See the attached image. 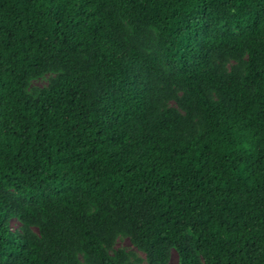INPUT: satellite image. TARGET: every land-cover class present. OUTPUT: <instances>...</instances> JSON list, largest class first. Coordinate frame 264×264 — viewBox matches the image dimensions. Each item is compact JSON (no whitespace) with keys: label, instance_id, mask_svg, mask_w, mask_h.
I'll return each mask as SVG.
<instances>
[{"label":"trees","instance_id":"1","mask_svg":"<svg viewBox=\"0 0 264 264\" xmlns=\"http://www.w3.org/2000/svg\"><path fill=\"white\" fill-rule=\"evenodd\" d=\"M138 18L190 91L182 125L125 80L112 30ZM217 48L245 52L243 77L220 82L206 54ZM47 65L64 71L32 98L26 80ZM6 189L43 241L12 230ZM90 203L98 224L123 208L132 239L174 245L179 264H264V0H0V264H60L68 222L98 264H116L86 223Z\"/></svg>","mask_w":264,"mask_h":264},{"label":"rangeland","instance_id":"2","mask_svg":"<svg viewBox=\"0 0 264 264\" xmlns=\"http://www.w3.org/2000/svg\"><path fill=\"white\" fill-rule=\"evenodd\" d=\"M221 19L217 26L221 34L230 36L237 32L232 25L231 11L221 9ZM124 29L118 27L112 30V34L121 44V56L123 60V72L125 80L132 89H137L146 94L147 102L155 105L156 116H161L168 111L167 116L179 115L182 125L188 115L187 97L190 91L187 87L174 78L175 68L165 57L163 47L156 29L142 19H134L132 22L123 20ZM202 41L198 39L197 44ZM130 48L139 51L140 56L134 57ZM208 67L223 82L228 76L236 74L243 77L245 74V52H232L228 49L217 48L212 52L206 51ZM82 61L88 59V55H82ZM192 60V57L190 58ZM64 69L59 65H47L39 73L29 76L26 80V93L35 98L40 89L52 83ZM199 82V80L197 81ZM209 98L214 102L223 100V96L216 88L202 83ZM94 100L100 104L101 92L99 86L94 90ZM194 125L199 124L198 116L192 120ZM184 132L188 130L184 129ZM139 123L134 122V133H138ZM9 202L11 213L9 224L16 233H28L37 240L43 241L40 225L23 217L15 209V200L22 197L12 189L1 192ZM111 215L106 223L98 224V208L90 203L86 212V223L95 233L104 251L116 262V264H179V248L170 243L163 245V251L157 254L149 247L136 243L131 236L130 227L125 218V210L110 203ZM64 225L58 238L61 254L55 259L60 264H68L69 256L75 264H98L93 253L85 248L83 240L77 234L75 225L68 222ZM183 238L191 244L192 233L188 227L182 232Z\"/></svg>","mask_w":264,"mask_h":264}]
</instances>
